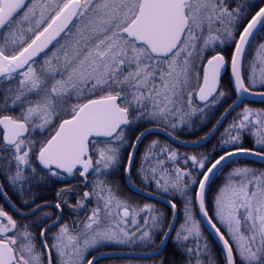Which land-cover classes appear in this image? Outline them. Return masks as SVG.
<instances>
[{
    "label": "snow or ice",
    "instance_id": "snow-or-ice-1",
    "mask_svg": "<svg viewBox=\"0 0 264 264\" xmlns=\"http://www.w3.org/2000/svg\"><path fill=\"white\" fill-rule=\"evenodd\" d=\"M254 96L264 0H0V264H99L106 243L159 255L169 241L179 259L159 264H264V169L234 159L264 161ZM209 118L210 134L180 140ZM220 127L212 155L159 138L140 153L157 130L197 148ZM120 178L157 203L121 195Z\"/></svg>",
    "mask_w": 264,
    "mask_h": 264
},
{
    "label": "flooded vegetation",
    "instance_id": "flooded-vegetation-1",
    "mask_svg": "<svg viewBox=\"0 0 264 264\" xmlns=\"http://www.w3.org/2000/svg\"><path fill=\"white\" fill-rule=\"evenodd\" d=\"M253 55H254V53H253ZM225 79H227V77H225ZM252 106L264 107V103H259V104L252 103ZM214 126H215V120L212 118H209L208 121L204 122L203 124H198L195 128H188V129L181 130L179 132L180 134L178 133V135L179 136L182 135V136H180L181 141H186L187 143H191L192 141L200 140L205 135H208ZM226 126H227V122H225V127ZM201 132H202V134H200ZM223 132H224V127H220L219 130L215 133V135L211 138V140L207 144H205L201 148H196V150H199V152H205V153H208L209 155H212L213 154L212 149L216 145L217 140L219 139V137L221 136V134ZM197 133H199V135H197ZM155 137H162L163 139H166L162 135L153 134V135L149 136L148 139L144 140L143 143L147 145L150 142V140L154 139ZM166 140H168V139H166ZM251 140H252V138L250 136L246 137L245 144L247 146H251ZM168 142L171 143L169 140H168ZM189 151H192V150L189 149ZM193 151H195V150H193ZM237 161L239 163H247L251 167L264 169V164H260V163L245 160V159H239ZM218 175H219V173H218ZM69 182L70 183H76V181H73L72 178H69ZM115 182L118 183V185H119V179ZM123 183H124V179H123ZM123 185L125 186V184H123ZM119 193L123 196L130 197L132 200H134L138 203H143V202L144 203H146V202L157 203L156 201L149 200L147 198H144V197L138 196L134 193H131L126 187L125 188L119 187ZM41 195H43V196L47 197L49 200H51L53 192L51 190L43 191L41 193ZM73 196H75V194H73ZM0 202H2V201H0ZM73 203H75V199H73ZM158 206L161 208H164L165 210H167V208H168V206L161 204V203H158ZM67 219L71 220V219H73V217L68 216ZM204 229H205V227H204ZM205 235L208 236V238L210 240L215 241L206 229H205ZM170 244H171V242L169 241L166 244V246L164 247L163 251L158 256L151 258V259L109 257V258L100 259L99 264H159V261L165 257L169 261H171L173 259H179V255L177 253V250L174 247V244L173 243H172V245H170ZM215 244H216V247L218 248L219 245L216 243V241H215ZM151 252H152L151 249L133 248L132 246H126V245H121V244H117V243H106L103 246H101L98 251H94L93 255L99 256V255H103V254H119V253L150 254Z\"/></svg>",
    "mask_w": 264,
    "mask_h": 264
},
{
    "label": "water",
    "instance_id": "water-1",
    "mask_svg": "<svg viewBox=\"0 0 264 264\" xmlns=\"http://www.w3.org/2000/svg\"><path fill=\"white\" fill-rule=\"evenodd\" d=\"M250 100H251V102H255V103H264V101H262L261 99H260V97H258V96H254V97H250L249 98ZM212 131V130H211ZM211 131H210V133H211ZM217 132V131H216ZM215 132V133H216ZM209 133V134H210ZM215 133L214 134H212V135H209V139L207 140V142L206 143H204L203 144V146L205 145V144H207L210 140H211V138L215 135ZM153 134H159V135H162V136H164L166 139H168L170 142H172L173 144H175V145H177V146H179V147H182V148H186V149H196V148H194V147H184V146H181V143L180 142H177L175 139H174V137H168V136H166L163 132H161V131H154V133ZM189 145L191 144V143H188ZM197 148H201V147H197ZM235 160H239V159H245V160H250V161H254V162H257V163H260V164H264V161H260L258 158H256V157H245V156H238V157H236V158H234ZM124 182H125V186L132 192V193H134V194H136V195H138V196H141V197H144V198H147V199H149L148 198V196L146 195V191H140V190H137L138 188L137 187H134L132 184H130V183H128L127 182V180L126 179H124ZM153 201H155V200H153ZM157 202V201H156ZM159 203H161V204H164L163 202H159ZM164 205H166V204H164ZM166 206H168V205H166ZM204 227H205V229L210 233V235H211V237L216 241V243L219 245V241L216 239V237H215V233L213 232V230L207 225V223L206 222H204V225H203ZM166 246V245H165ZM164 246V247H165ZM164 249V248H163ZM163 251V250H162ZM161 251V252H162ZM160 252V253H161ZM159 253V254H160ZM156 256H158V255H151V254H128V253H119V254H103V255H99V256H97V258H98V260H100V259H104V258H109V257H119V258H136V259H151V258H154V257H156Z\"/></svg>",
    "mask_w": 264,
    "mask_h": 264
},
{
    "label": "trees",
    "instance_id": "trees-1",
    "mask_svg": "<svg viewBox=\"0 0 264 264\" xmlns=\"http://www.w3.org/2000/svg\"><path fill=\"white\" fill-rule=\"evenodd\" d=\"M180 134V133H179ZM180 136H182V135H180ZM157 138H159V139H163L162 137H155L154 139H157ZM145 146H146V144H142V145H140V153L142 154L143 153V151H144V148H145ZM174 147H177V146H175V145H173ZM177 148H179V150H180V152H189V153H191V152H193V150L192 151H189V150H187V149H182V148H180V147H177ZM196 152H199V150H195ZM139 158V156H137V159ZM119 187H122V188H125V186L123 185V178H121V179H119ZM137 187H140L139 185H137ZM126 190V189H125ZM178 210L180 211V221L182 222V219H183V203L182 202H180L179 204H178ZM171 242V244L170 245H172V241H170Z\"/></svg>",
    "mask_w": 264,
    "mask_h": 264
},
{
    "label": "rangeland",
    "instance_id": "rangeland-1",
    "mask_svg": "<svg viewBox=\"0 0 264 264\" xmlns=\"http://www.w3.org/2000/svg\"><path fill=\"white\" fill-rule=\"evenodd\" d=\"M257 71H259V67H258ZM204 126H205V125H204ZM200 134H202V132H201ZM197 135H199V133H197ZM136 200H137V199H136ZM143 203H144V202H143Z\"/></svg>",
    "mask_w": 264,
    "mask_h": 264
}]
</instances>
